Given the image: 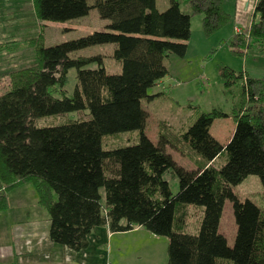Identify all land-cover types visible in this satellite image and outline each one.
I'll use <instances>...</instances> for the list:
<instances>
[{
  "label": "trees",
  "instance_id": "16d2710c",
  "mask_svg": "<svg viewBox=\"0 0 264 264\" xmlns=\"http://www.w3.org/2000/svg\"><path fill=\"white\" fill-rule=\"evenodd\" d=\"M187 1L188 14L180 10V0H168L162 12L156 0H32L39 22L65 23L94 9L109 24L77 40L40 44L33 66L9 73L10 85L0 95V215L8 208L7 194L30 185L48 216L50 242L73 252L87 247L96 228L124 233L140 227L167 240V264H264V211L233 192L251 176L264 190V77L221 68L225 90L241 83L243 98L224 145L210 128L227 115L214 109L198 114L178 136L161 131L152 142L144 133L148 115L141 104L154 98L148 91L168 75L164 61L185 57L191 18L201 16L202 33L210 37L231 20L225 3L237 0ZM252 1L247 33L234 31L227 43L238 57L252 48L264 53V0ZM101 45L114 46L120 74H107L100 56H68ZM93 63L96 69H86ZM72 69L78 87L68 96ZM84 111L86 121L34 125L41 118ZM128 132L138 133L136 144L102 149L104 137ZM167 146L199 166H179ZM223 155L225 164L214 168ZM165 174L177 180L175 195ZM225 202L236 229L231 247L219 233ZM189 206L202 208L194 234L186 232Z\"/></svg>",
  "mask_w": 264,
  "mask_h": 264
},
{
  "label": "rangeland",
  "instance_id": "374dc122",
  "mask_svg": "<svg viewBox=\"0 0 264 264\" xmlns=\"http://www.w3.org/2000/svg\"><path fill=\"white\" fill-rule=\"evenodd\" d=\"M237 1L225 3L224 10L231 16V20L226 27L210 37H205L202 33V17L193 16L185 57L183 59L171 57L170 60L164 61L168 75L160 84L148 91V96L154 98L141 104L148 115L144 133L150 141L156 142L161 131L166 135L178 136L187 130L198 114L209 113L213 109L226 114L227 118L216 119L211 125L210 134L221 145L229 140L234 129L232 113L236 108H240L243 101L242 86L241 83H237L229 89L230 91L225 90L220 78L221 68L227 67L235 73H243L252 78L264 76V53L252 48L243 57H238L232 54L227 46L234 31L241 34V29L249 20L251 21L254 11L252 0H245L244 5L241 0ZM187 3V0H180V10L185 14L189 13ZM167 7L168 0H156L159 12L166 10ZM108 24V21L99 18L94 9L83 18L65 23L39 22L34 15L32 0H0V95L4 94L10 85L8 76L10 72L34 65L35 50L40 44L52 47L77 40L94 32L106 30ZM113 50V45L93 46L70 53L68 56L70 59L100 56L107 74L117 75L120 74V66L112 59ZM86 69H96V64H90ZM76 75L74 69L67 74L65 90L68 96H72L78 87ZM89 118L88 111L76 112L41 118L36 120L34 125L55 127L70 121H86ZM137 139V132L104 137L102 149L131 146L137 143ZM166 153L186 170H193L199 166L195 161L182 157L171 146L166 147ZM224 164L223 155L215 160L213 167L219 169ZM164 179L168 182L171 193L175 195L178 190L177 180L169 174H165ZM26 187L31 189L30 185ZM234 190L241 201L248 199L257 204L261 202L260 193H264L258 178L254 176L248 177ZM28 204H31V201H28ZM227 205L230 203L227 202ZM227 212L226 209L223 213L226 227L229 225ZM188 213L190 219L186 232L194 234L202 218V208L189 206ZM230 219L232 227L234 225L232 210ZM225 232L229 236V230Z\"/></svg>",
  "mask_w": 264,
  "mask_h": 264
},
{
  "label": "crops",
  "instance_id": "0c3cea01",
  "mask_svg": "<svg viewBox=\"0 0 264 264\" xmlns=\"http://www.w3.org/2000/svg\"><path fill=\"white\" fill-rule=\"evenodd\" d=\"M249 21L241 33H246ZM26 186L7 194L8 208L0 215V264H167V240L140 227L124 233H112L107 226L96 228L87 238V247L80 252L51 243L48 216L38 205L32 187ZM233 192L241 200L236 190ZM260 194L261 202L253 203L264 211V193ZM226 209L228 227L223 221ZM223 213L219 233L231 247L236 229L235 225L230 226L231 205L227 202ZM228 230L229 236L225 232Z\"/></svg>",
  "mask_w": 264,
  "mask_h": 264
}]
</instances>
